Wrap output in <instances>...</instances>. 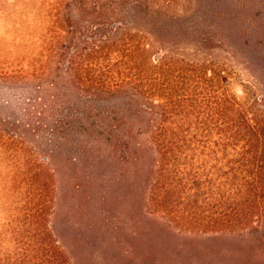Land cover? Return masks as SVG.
<instances>
[{
  "label": "trees",
  "instance_id": "16d2710c",
  "mask_svg": "<svg viewBox=\"0 0 264 264\" xmlns=\"http://www.w3.org/2000/svg\"><path fill=\"white\" fill-rule=\"evenodd\" d=\"M108 1L123 5L110 16L122 22L92 35L78 23L98 0H0V85L20 90L1 104L0 161L14 165L12 180L28 157L41 169L26 200H12L7 181L0 191V264H80L63 240L66 187L82 191L75 174L87 178L105 144L108 232L132 233L131 263L144 264V235L156 234L163 253L174 242L173 259L203 248L202 238H239L242 250H261L245 264H264V93L246 85L239 99L227 70L205 58L215 41L226 46L264 90V0H180L178 14L173 0ZM121 198L132 210H119ZM200 256L185 264H205Z\"/></svg>",
  "mask_w": 264,
  "mask_h": 264
},
{
  "label": "rangeland",
  "instance_id": "374dc122",
  "mask_svg": "<svg viewBox=\"0 0 264 264\" xmlns=\"http://www.w3.org/2000/svg\"><path fill=\"white\" fill-rule=\"evenodd\" d=\"M29 1L31 2V6H37L40 0ZM98 1L100 4L98 7L99 12L91 14L93 3L84 5L81 9L83 13L79 18L78 23L79 26L82 27L86 25L93 26V30L90 33L92 35L108 34V24H110L111 27L122 22L117 20L119 16L116 15V17L114 16L111 18L110 16L113 14L112 11L120 10L123 5H114L108 0ZM164 2L165 0H160V5H164ZM173 3L174 4L169 9V12L171 14H178L181 10L182 2L180 0H173ZM90 20H93L95 23L98 22L97 20L107 21L105 26L106 28L101 31L96 30L97 24L90 22ZM4 31L5 27L0 26L1 34H3ZM190 38L193 39V37ZM181 40V36L176 33L173 41L177 44L181 42ZM213 44L214 48L207 49L205 58L212 63L221 65L225 70H227L229 78L226 83L230 91L239 99L244 100L246 97V85H253L257 88L256 91L258 95L262 96L264 90L253 77V68L251 69V67L240 56L235 57L232 51H230L226 46L221 47L216 41ZM104 57L106 58L104 67L108 69V52L104 54ZM100 73H103L104 78L108 75L105 71H100ZM19 83L24 87L26 82L20 81ZM15 87H17V85H14L9 81L0 85V108L5 98L13 100V98H15V92L20 91ZM17 96H19V93H17ZM97 105L101 109V112H108V99L105 101H99ZM262 105H264V102H262ZM106 119L108 121V116H106ZM39 156V159L42 161L44 154H39ZM94 157L97 167L92 169L89 174L87 172V178L85 177V174L82 176L77 173L75 174V178H80L84 184L82 191H70V187L73 183L70 186L68 184L66 187L67 196L64 198V206L62 208V227L64 230L63 240L67 249L75 252L80 264H133L131 263L130 258L125 254L128 244L135 241L132 233L129 232L128 228H124L121 231L116 230L117 232L115 233V237L112 235V232H108V187L111 186L108 182V146L105 144L104 149L97 152ZM19 159L20 155L15 158V162L20 161ZM29 160V157L25 162L21 160L23 163L21 166L16 163L17 167L14 168L16 174L15 180H12L11 175L9 174L10 169H13L12 166L14 165L10 164L11 167L8 168V162L5 163L0 161V191L4 189L6 181L8 182L7 184H14L15 188H17V192L11 197L12 200L18 201L19 198L26 200V196L29 195V190L31 191L33 189V185L41 183V181L36 179V173L41 169L37 168L33 163H30ZM85 180L88 182H84ZM19 190H21L24 194L20 195V193H18ZM130 197L134 198L133 192L132 196H129V198ZM129 198L128 200L124 198L119 200L117 206L120 211L128 212L130 211L129 209L132 210L133 204ZM80 205L83 206L81 207ZM135 211L137 214L134 215V218L136 217V220L144 221L143 219H138L142 216L139 209L136 210L135 208ZM144 217L145 215L143 218ZM148 217H150L152 221L154 220L153 217ZM116 223L119 225L117 220ZM109 225H111V223ZM139 234L142 236L141 233ZM144 239L148 242L149 248L138 251L140 259L144 264H185L186 260L189 263L191 262V259H193L192 255H201L198 261L200 263L205 262V264L206 261H210L209 264H245V261L247 262V260H249V258L255 253L261 252V250L256 249L242 250V247H239V244H236L237 242L235 244L232 243L233 241H237L236 239L239 238L223 239L221 240L222 243L220 242L218 245V242L215 240L207 242L208 240L202 238L201 240H203L205 246L206 244L213 246L211 257L206 256L205 246H203V248L198 247L197 250H187V256L175 255L173 259L172 254L175 252L172 251L174 242L167 244L168 246L166 249L168 250V253H163L164 248H162L163 246L160 243L161 238L159 236L156 234H148L144 235ZM191 240L192 238H188L187 243H190V246L192 244L196 245V243ZM240 251H243V253H240ZM231 253L234 255L236 254V256H231ZM134 264H137V262Z\"/></svg>",
  "mask_w": 264,
  "mask_h": 264
}]
</instances>
